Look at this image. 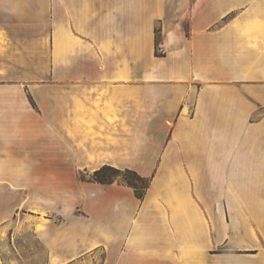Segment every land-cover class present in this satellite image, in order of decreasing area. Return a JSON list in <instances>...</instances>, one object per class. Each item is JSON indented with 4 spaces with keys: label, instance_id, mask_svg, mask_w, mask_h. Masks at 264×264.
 <instances>
[{
    "label": "crops",
    "instance_id": "crops-1",
    "mask_svg": "<svg viewBox=\"0 0 264 264\" xmlns=\"http://www.w3.org/2000/svg\"><path fill=\"white\" fill-rule=\"evenodd\" d=\"M11 218L45 264H264V0H0Z\"/></svg>",
    "mask_w": 264,
    "mask_h": 264
},
{
    "label": "rangeland",
    "instance_id": "rangeland-1",
    "mask_svg": "<svg viewBox=\"0 0 264 264\" xmlns=\"http://www.w3.org/2000/svg\"><path fill=\"white\" fill-rule=\"evenodd\" d=\"M155 33V56H163L161 46V29L157 28ZM90 175H81V178L88 180ZM123 179L132 180L131 176L122 174L117 177L118 183L121 184ZM10 194L7 193L8 197ZM14 215V212L12 213ZM11 226L10 233L0 241V253L3 264H45L46 252L45 249L37 243L31 236L30 232L25 234H17L13 237V230L19 229L18 224L14 219L8 222Z\"/></svg>",
    "mask_w": 264,
    "mask_h": 264
},
{
    "label": "trees",
    "instance_id": "trees-1",
    "mask_svg": "<svg viewBox=\"0 0 264 264\" xmlns=\"http://www.w3.org/2000/svg\"><path fill=\"white\" fill-rule=\"evenodd\" d=\"M122 174H127L131 176L132 180L123 179L121 184L132 188L134 191L135 196L142 200L147 188L149 187L151 178H145L138 175L136 172L131 170H119L109 166H103L97 171L93 172L90 176L88 181L98 184H112L117 182V177L121 176ZM82 179V178H81ZM84 180V179H82Z\"/></svg>",
    "mask_w": 264,
    "mask_h": 264
}]
</instances>
